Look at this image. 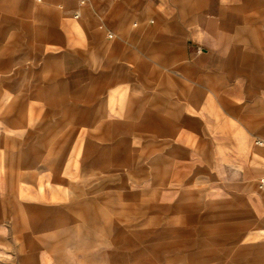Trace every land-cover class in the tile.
<instances>
[{"label":"rangeland","instance_id":"1","mask_svg":"<svg viewBox=\"0 0 264 264\" xmlns=\"http://www.w3.org/2000/svg\"><path fill=\"white\" fill-rule=\"evenodd\" d=\"M67 1L0 0V264H264L261 134L238 121L264 80L194 98L168 77L161 105L135 79L121 110H97L66 95L62 55L108 60L84 43L116 33Z\"/></svg>","mask_w":264,"mask_h":264},{"label":"crops","instance_id":"2","mask_svg":"<svg viewBox=\"0 0 264 264\" xmlns=\"http://www.w3.org/2000/svg\"><path fill=\"white\" fill-rule=\"evenodd\" d=\"M74 9L78 11L75 17L88 10L102 11L107 15L106 27L111 30L108 35L116 33L111 42L90 39L84 43L105 51L109 48V54L102 56L110 55L108 60H97L99 50L65 51L62 55L66 95L94 103L97 110L104 109L101 105L110 111L121 110L124 96L135 90V79L142 80L143 99L148 98L151 104V99H156L153 96H158L161 105L162 83L168 77L182 85L189 80L194 98L201 94L200 84L230 94L231 79L244 78L256 88L263 87L264 0H89L86 6L79 0ZM124 63L134 64L132 74L126 72ZM167 64L172 66L170 71L166 70ZM120 80L124 82L115 83ZM138 98L133 102H140ZM254 107L253 113L240 114L238 121L246 129L254 126L261 134L255 142L261 141L257 151L262 156L264 102L258 101ZM223 153L240 154L227 149Z\"/></svg>","mask_w":264,"mask_h":264},{"label":"built area","instance_id":"3","mask_svg":"<svg viewBox=\"0 0 264 264\" xmlns=\"http://www.w3.org/2000/svg\"><path fill=\"white\" fill-rule=\"evenodd\" d=\"M40 2L41 0H36ZM81 3H84V0H80ZM108 37H111V34L108 35ZM258 187L264 191V173L258 180Z\"/></svg>","mask_w":264,"mask_h":264},{"label":"bare ground","instance_id":"4","mask_svg":"<svg viewBox=\"0 0 264 264\" xmlns=\"http://www.w3.org/2000/svg\"><path fill=\"white\" fill-rule=\"evenodd\" d=\"M257 143H258V144H260V143H261V141H257Z\"/></svg>","mask_w":264,"mask_h":264}]
</instances>
